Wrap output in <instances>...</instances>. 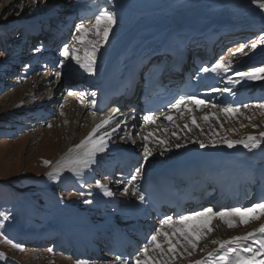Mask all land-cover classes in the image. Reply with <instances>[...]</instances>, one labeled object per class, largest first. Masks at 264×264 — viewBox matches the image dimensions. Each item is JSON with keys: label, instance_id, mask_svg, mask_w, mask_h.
<instances>
[{"label": "bare ground", "instance_id": "bare-ground-1", "mask_svg": "<svg viewBox=\"0 0 264 264\" xmlns=\"http://www.w3.org/2000/svg\"><path fill=\"white\" fill-rule=\"evenodd\" d=\"M77 1L79 0H47L49 4L47 13L38 15L37 17H32V19H27V20L23 19V21L17 24L20 27L27 28L28 24L41 20L44 21L48 20L50 22L53 21L55 23V29H56L55 36L61 41V43H59L58 46L57 44L54 46L50 41H47V43H45V45L40 48L41 50L36 54H34V52L31 53L30 51L29 52L20 51L22 52L21 55H23L22 56L23 58L19 62H24L25 59L26 61L32 59L33 60L32 62L36 61L37 59H40L41 63H37V65H33L35 66L33 67L34 71H40L44 67L47 68V72L43 77L44 79L43 81L44 83H46L44 88L45 89L47 88V90H45V93L42 94L44 95L43 99L45 102L42 103V105L41 103H36V105L33 104L35 106H31V108L32 107L43 108L44 115L42 116H45V118L42 117L41 120L45 122V125L51 123V121L50 122L48 121V117L52 116L54 112H57L56 116L58 123L60 125L65 126L66 127L65 130H68L69 133H72V137L69 136L66 142L67 151L69 148L78 144L88 134V132L91 131L92 127H94L96 123H99L101 119L107 118L111 114V113H104L102 116H93L90 113L89 116L82 117L83 115H85L84 102H79V100L74 97L72 91L73 90L86 91V92L89 91L90 93L89 92L88 93L92 94L94 91L97 90L98 84L100 83V81L106 78L108 73L117 72L119 71L120 66H122L123 64H127L130 61H133L138 58L139 55L134 53L135 49L141 50L140 56H145L146 54L150 55L153 52H161L162 50H164L163 45L166 41H168L171 44L177 41L178 39L177 35L181 33L180 31L177 30L178 27H180V29H183L184 31H186V33H189L191 35H201L202 33L205 34L209 32H212L214 34H219L217 33L218 31H222V33L232 32L234 30L242 29L246 26H249L251 23L256 24L253 25L254 26L253 28L255 30H259L262 27H264V14L262 13H261L262 15L258 14L262 10L260 11L255 9L254 10L247 9L241 12L240 14L230 15L229 6L232 2L238 4L237 0H193V1L191 0L188 3L186 2L182 4L180 3L173 7H169V8L167 7L158 10L154 14L148 16L134 15L126 25L121 27L118 31L114 32L111 38L108 39L104 47L97 54L95 75H89L88 73L84 72L83 69H80L79 66L76 65L75 62L71 60V57H69V59L65 61L67 65L65 64L62 68L57 67L60 60L62 59L59 55L61 44H67L66 40L67 38H69L65 30H67V28L70 25H72L73 18H75L77 21L82 20L81 11L80 12L76 11L75 13H71L70 10L71 6L75 5L74 2ZM103 1H105L106 4L109 2L112 4V1L115 2L114 0H103ZM122 1L123 0H116V2L118 3H121ZM8 4H10V2H8ZM16 4L18 5V1H15L14 3L12 1V4L7 7L5 12L12 9V5L14 6ZM85 4H88V2L86 1ZM77 10H80V6H78ZM25 13L26 12H23V14ZM245 13L247 16L244 15ZM197 14H200L201 17H198ZM255 14H257V16ZM60 19L62 20V23L59 24ZM10 27L13 29L14 26L9 25L8 28ZM8 28L5 26L3 28H0V34L10 33L8 30L5 32L3 31V29H8ZM70 32L74 34L73 31ZM169 35H173V37L169 38ZM68 66L72 68V70H69ZM4 68L8 69V65L7 67H3V69ZM15 68L16 67H14V69ZM9 69H11V67H9ZM30 70H32V68H30ZM56 71L61 72V77L59 79H57L55 75ZM10 75H12V73ZM223 75L226 76V74ZM46 78H49V80ZM64 78H68L69 85H66V82L65 84L63 83ZM6 82L8 83L11 81L6 80ZM25 83H27V81ZM28 86L29 83L26 85V87ZM53 87L56 88V91L52 90ZM4 89L5 88L3 86V90ZM27 90L28 88H25L24 92H26ZM60 94H61L60 99L56 101L54 95L59 96ZM33 97L36 98L39 96H37L36 93H34ZM245 98L247 97L245 96ZM57 102L59 103L57 104ZM51 104H53L54 106L52 107ZM59 107L60 110H58ZM192 107L194 110L191 115L196 117L197 123L200 126L204 124L202 123L203 120L199 118L202 115L201 113L204 111L208 112V110L214 108L212 107V105L209 104H207V106L202 105L199 110H195V106ZM25 108L29 109L30 106H26ZM214 109H216V107ZM22 111L23 110L18 109L17 112H22ZM120 115H124V114L122 112L121 113L119 112V114L116 115L113 123L106 128V130L110 132L111 129L114 128L117 123L121 124L119 130L113 134L112 139L109 142V148L106 150V152L97 155L98 163L92 165L90 170H85V172L81 177H76L70 171L65 170L60 174V177L58 178L59 184L66 183L68 185L71 184L74 185L75 186L74 190L77 193L79 194L84 193L85 196H83L84 197L83 200L91 201V203H87L89 207L83 210V217H88V215L90 216V213L96 211L97 207L102 205L99 204L101 203V200L103 201L104 199H106L107 203L105 204L104 209L106 210V212L107 210L111 211V217L116 218V215L113 213L111 205L109 203V200L112 198V196L111 197L104 196L103 192L95 186H93L94 189L92 188L91 194L86 195L85 192L82 191L83 188L87 186V183L90 182L89 180H85V176L90 177L91 174L95 171L94 168L98 164L110 160L112 154L116 153L115 150L142 149L145 143V141L143 140V135L146 134L147 132L154 133V137L150 138L148 141L149 148L151 149L152 145L155 144L153 140L162 138V134L159 131V128L167 126V122L163 121V118L158 120L156 125H144L140 123L138 117L117 118ZM171 115H173L174 118H176V122L179 125L180 130L182 128V125H184L186 122H189L190 120V117L187 113H185L184 119H179L178 118L179 113H177L175 110L171 113ZM35 121L33 120V122ZM65 121L67 122L65 123ZM63 130L64 129H62V131ZM168 130L169 133H172L171 131H173L174 129L169 127ZM186 131L187 129L183 128L182 132L185 133ZM126 132L131 133V138H129L126 135ZM135 133H140V135L138 136ZM120 137H124V139L119 142ZM133 141H135V144H133ZM258 148L252 151H248L242 146H235L229 149L223 144H217L216 146L210 145L205 148H200V146L197 145V147H194L190 150H185L181 155H177L175 158L169 161L167 160V162L161 164L160 166L146 167L144 177H142L138 181V183L142 181H146L150 174L169 165L181 164V163L187 164L194 160L201 162L203 158L208 156V157H214V160L209 163H202V162L200 163L199 169L206 168L205 171L202 173L201 170L198 169L196 170L195 173H189L188 178L192 179L197 183H202L206 181L212 186H218L220 190H226L228 194H230V197H234L236 191H238L239 194L242 191V184L246 182V178L247 177L250 178L253 175L254 171H256V168L258 166L257 164L259 163L261 158L264 159V152H262V150H259ZM151 150L154 151V148ZM261 152H262L261 158L259 157L260 159H258V156L260 155ZM222 156L226 158V161L224 163L220 162L218 159ZM240 160L246 163L247 166L243 167L242 165H238L237 163ZM222 167L225 168L230 167V169H236L235 176L237 177V179L228 182L227 175L221 177L219 175V171L221 170ZM247 168L252 169L251 172H247ZM262 172H263V179L261 181V184H264V168ZM178 180H181V178H178ZM91 185H94V183ZM58 190H61V187ZM61 191H59V195L63 199L66 197L68 199V195L61 194ZM112 192L114 193V191ZM128 195L129 197H134L133 195H131V192H129ZM248 198L249 195H247V199ZM225 199L228 200L229 197ZM128 200H130V198H122L119 201V203L121 206H123L124 204L127 203ZM262 201H264V189L261 190L260 193L257 195L256 200L254 201L251 199L246 204V207L251 206L253 203L262 202ZM48 203H50L51 213L54 214V217H51L50 220V223L52 225L51 227L58 230L73 229V232L75 234V239H70L67 234H64L63 236L64 243L65 246L69 248H77L78 244L76 242V239L78 237H83L84 232L86 230L84 228H79L81 226L79 225L80 224L79 220L82 219V214L78 212L77 213L74 212V210L77 209L78 202L77 204L63 205L61 203L48 200ZM98 218L100 223L96 224L93 227L92 231H94L96 227H98L99 225H103L104 223L100 218V216ZM262 219L263 217L257 222H255L254 225L251 227H246L247 226L246 225V226H239L236 229L234 228L230 229L223 223L219 221H214L213 222L214 226L217 227V231H218V233H216L217 234L216 239L218 238L228 239L232 236L244 235L246 232L252 231L254 228L259 227L260 223H264V220ZM118 221L119 218L117 219V223ZM86 224L88 225L87 221ZM87 232L92 236V232L90 228L87 229ZM214 247L215 245L213 246V248ZM211 250L212 248H210V251ZM197 253L198 251L194 255H197ZM194 255L190 259L195 260L194 258L196 257H194ZM200 258L201 257L197 259ZM100 261H101L100 263L93 262L91 264H111L107 261L106 255H101ZM180 263L185 264L183 260Z\"/></svg>", "mask_w": 264, "mask_h": 264}, {"label": "snow or ice", "instance_id": "snow-or-ice-1", "mask_svg": "<svg viewBox=\"0 0 264 264\" xmlns=\"http://www.w3.org/2000/svg\"><path fill=\"white\" fill-rule=\"evenodd\" d=\"M46 4L47 0H43ZM252 4L256 5L260 10L264 11V0H251ZM33 5L38 3V0H31ZM24 8H20L22 13ZM117 23L116 15L113 11L102 8L95 15L94 19L88 22L81 20L80 23L75 25V33L73 35V41L79 47L73 46L69 48L68 44H64L59 51V55L62 58L57 65L58 68H62L65 65V61L71 57V60L83 69L84 72L89 75H95L97 54L104 47L109 39L110 32L113 30L114 25ZM93 36L92 39H86L87 36ZM258 43H264V34H262L258 40L252 41L249 51L255 50ZM245 45H241L232 53H242L247 55L244 51ZM41 49L38 47L35 51L39 52ZM82 53V54H81ZM27 65L25 68L27 69ZM232 69V61L224 60L223 58L217 60L210 67H201L200 73H212L220 76L221 74H227ZM57 79L61 77V72L56 71ZM234 76L236 78H234ZM233 75H228L224 80L225 87L210 89L213 93H229L235 96L232 91L236 85L240 84L244 80L256 81L264 80V67H253L247 72L236 71ZM231 87H228V86ZM71 94V93H70ZM83 97L85 94L80 93ZM93 97L95 92L91 94ZM95 101L91 107L94 108ZM207 103L203 99L197 98L195 95H180L175 99L173 103L168 105V113L161 112L160 115L145 114L143 116L144 125H156L157 121L163 118V121L167 122L166 127H160L159 131L162 134V138L154 139L153 142L158 145L162 151L161 155H164L170 150L171 142L163 136L167 132L168 128L174 129L171 133L173 137L179 139L178 130L179 125L176 122L171 113L175 110L179 113V119L185 118V113L190 117L189 122L184 124V129L191 130L192 127L200 128L197 123L196 117L192 116L193 107L195 110H199L200 107ZM212 107H218L213 104ZM241 107L248 109L255 107L260 109V114L264 115V102L256 103L255 105L242 104L235 105L227 104L220 108V112L226 117H233L237 114L243 115L240 112ZM120 109L114 108L112 113L104 119H101L99 123H96L92 127L91 131L76 145L69 148L64 157L56 161L53 164L51 161L44 160L43 164L51 166L52 171L47 173L50 180L57 181L60 174L65 170L70 171L74 176L81 177L85 170H90L92 165L98 163L97 155L105 153L109 148V142L115 132L121 127L120 123H117L111 131H107L106 128L110 126ZM92 115L95 116L96 112L92 111ZM217 119L215 113H206L200 119L208 122L209 119ZM245 119L251 121L253 117L246 116ZM67 121H65L66 123ZM219 122V121H218ZM51 127V125H49ZM221 127H223L221 125ZM245 127V125H241ZM253 128L257 125L253 124ZM202 131V130H201ZM231 131V130H230ZM126 135L131 138V133L126 132ZM136 135H140L137 133ZM219 135L214 133L213 137L209 140V144L216 146L217 144H223L227 148L231 149L237 145L242 146L248 151L257 149L264 144V131H261L259 135H247L240 139H230L227 136L222 137L220 140L215 139V136ZM154 137L153 132H147L143 135L145 141L143 145V160L139 161L138 166L135 167V171L130 174L127 180V184L123 188V194L135 196L141 203H145V193L140 190L138 181L141 178L149 158L153 155L152 150L149 148L148 141ZM121 140L124 137H120ZM199 144L200 148H205L208 145L202 140L193 141ZM135 144V141H133ZM168 147H165V146ZM182 144H176L177 149L183 147ZM121 183V181H117ZM130 186V187H129ZM96 187L99 188L104 196L111 197L114 193L103 185L100 181L96 182ZM84 195V193H80ZM84 203H91L89 200H85ZM264 217V201L253 203L251 206L243 207L236 206L231 208L216 209L214 206L203 207L198 211H192L187 214H179L176 216L165 215L160 220V227H157L150 235L146 236V243L140 248L135 257L131 260L124 256H117L116 260L118 264H176L178 260L188 259L189 264H264V223H260L259 227L254 228L252 231L246 232L244 235L232 236L228 239H212L208 243H205L203 247H199L201 241L207 240L208 236L214 232V221H219L226 225L228 228H236L239 226L248 225L252 221H258ZM8 219L7 216L4 217ZM3 225H0L2 228ZM0 240L3 243L11 245L12 248L23 251V246L19 243L13 242L3 233H0ZM209 244L215 245L211 251H208ZM48 252H53L52 248L47 249ZM197 251L205 253L200 259H190ZM0 260H6V256L3 252H0ZM79 264H87V262L81 261Z\"/></svg>", "mask_w": 264, "mask_h": 264}, {"label": "rangeland", "instance_id": "rangeland-1", "mask_svg": "<svg viewBox=\"0 0 264 264\" xmlns=\"http://www.w3.org/2000/svg\"><path fill=\"white\" fill-rule=\"evenodd\" d=\"M12 1L13 3L18 1V5H12V9L5 12L7 7L12 4ZM123 1L121 2L122 5L121 3H118V5H121L119 7L122 11L124 10L123 12H119L115 6L111 9V11H113L116 15L117 23L110 32L109 38H111L114 32L118 31L126 22H128V19H130V17L135 13H149L154 9H161L163 6H166L168 2L171 4H178L185 2L188 3L191 0ZM8 2H10V4H8ZM237 2L238 4H235L234 2H232L233 4H230V15L240 14L247 9L260 10L256 5L252 4L251 0H237ZM48 6V2L45 4L43 0H38V3L35 5L31 3V0H2L0 1V28H3L4 26L8 28L9 25H17L19 22L23 21V18L32 19V17L45 14L48 11ZM21 7L24 8L23 12H26L25 14L20 12ZM261 13L264 14V11H261L258 14L262 15ZM244 15L247 16L246 13ZM255 15L257 16V14ZM250 25L256 24L251 23ZM11 29L12 28L10 27L8 29H3V31H10ZM73 32L75 34V31ZM76 35H78V33H76ZM92 38L93 36L91 35L86 37V39ZM71 40L72 41H69L72 45H69V48L73 46L79 47V45L75 44L73 38H71ZM63 45L64 44H61L60 48H62ZM250 45L251 44L246 45L244 49V51L247 52V55L242 53H236L235 55L230 54L226 57V60H231L233 64H236L242 59L249 60L255 57L264 58V43H258L257 48L252 51H249ZM1 58L2 56L0 55V59ZM25 65L26 64L22 65L18 74H20L21 71H24ZM239 66H242V62ZM68 69L72 70L69 66ZM17 77L18 76H16V78L14 77V79H17ZM29 77L30 78L26 79L27 83L24 81L17 84L16 87L13 86L14 88H9L7 91L4 89L0 92V199L2 200L0 203V225H3V227L0 228V233H3L4 235L7 233H13L18 236H22L28 231H40L42 230L41 228L45 227L47 220L49 221L50 219V216L52 215V217H54V214L51 213L50 203H48V200H56V197L62 198L59 195V191L62 190L63 183L59 184L58 180L53 181L48 178L47 173L52 171V168L51 166L46 167L43 164V161L48 160L55 164L56 161L61 159L66 154L67 139L69 136L72 137V133H69L68 130H65V126L58 123L56 116L57 112L52 114L53 118H50L51 116L48 117V121H51V123L46 125L43 120V125L39 124L36 126L27 121L28 119L33 118L30 115H25V112L28 111L25 107L30 106V110H40L39 108L42 107L31 108V106H35L36 103H41L42 105V103L45 102L43 99L44 95L42 94L45 93V90H47V88H44L46 83L41 86L42 80L44 79H42L40 75L34 74ZM66 79L68 78L63 79V83L66 82ZM28 83L29 86L26 87ZM66 85H69V83ZM25 88H28L26 92H24ZM260 88L262 89V86ZM34 93H36L39 97H33ZM74 97L76 98V95H74ZM78 98H81L80 94L78 95ZM79 102L81 101L79 100ZM52 105L53 104H51V106ZM18 109L23 111L17 112ZM58 110H60V107ZM211 110H208V112H202L200 117L205 115V112L216 114L219 111V113L216 114L219 122L217 119L210 118L208 122L203 121L202 123L204 124L200 126V128L192 127L191 131L187 130L185 133L182 132L184 128V125H182L181 130L179 127L178 131V135L180 137L179 139L173 137L168 130L164 133V136H166L171 142L170 150L164 155H161L160 153L162 149L159 146L155 147L157 146L156 144L152 145L151 149L154 148V151L152 150L153 155L149 158V162L146 167L160 166L161 164L167 162V160L169 161L177 155H181L185 150H190L197 147V145L199 146V144L193 142L196 140H202L206 145L210 146L208 142L213 137L214 133L219 134L215 136V139L217 140H220L224 136L236 140L247 135H259L261 131H264V115L260 114V109L258 108L250 107L245 109L241 107L240 112L243 113V115L237 114L231 118L221 114L220 109L218 108H212ZM39 113L43 114V109ZM86 116H89V114L86 113L82 117ZM246 116H251L253 119L249 121L245 119ZM19 118L26 119V122H21L22 119ZM35 120V123L39 121L37 119ZM253 124L257 125V127L253 128ZM49 125H51V127H49ZM221 125L223 127H221ZM241 125H245V127H241ZM62 129L64 130L62 131ZM26 131H28L27 134L23 135ZM5 137H8V139L6 140ZM120 141L121 140H119V142ZM178 143L184 146L177 149L175 145ZM165 147L168 146L166 145ZM258 149L264 152V144H262ZM262 152L258 156V159L261 158ZM258 164L264 165V159ZM145 171L146 169L144 172ZM89 185H91L90 182L87 183L88 187ZM94 185L96 187V183H94ZM59 186L61 187V190H58L60 188ZM87 186L83 189H86ZM64 192L65 191L61 192V194H70L68 192ZM83 198L84 197H81V199ZM63 200L65 202H71L76 199L69 195L68 199L66 197ZM69 204L71 203H67L66 205ZM5 205L6 208H4ZM7 207L9 208L7 209ZM83 208H85V206H83ZM5 216H7L8 219H5ZM262 220H264V217ZM40 221L44 222V225L39 224L41 223ZM255 222L257 221H252L249 225L245 226L251 227ZM34 225H38V227ZM215 229L216 230L208 236L207 240L201 241L199 247H203L205 243H208L212 239H216V233H218L216 226ZM213 246L214 245L209 244L207 250L210 251V248H213ZM0 252H3L6 256L7 261L4 264H73L69 259L52 254L48 251L37 252V250L34 251L30 249H23V251L14 249L11 245L3 243L2 240H0ZM198 253L197 255H194V257H196L194 259H197L205 254L199 251ZM181 261L182 260L176 261V264H182L180 263ZM183 262L188 264L189 260L184 259Z\"/></svg>", "mask_w": 264, "mask_h": 264}, {"label": "water", "instance_id": "water-1", "mask_svg": "<svg viewBox=\"0 0 264 264\" xmlns=\"http://www.w3.org/2000/svg\"><path fill=\"white\" fill-rule=\"evenodd\" d=\"M197 16H199V15H197Z\"/></svg>", "mask_w": 264, "mask_h": 264}]
</instances>
